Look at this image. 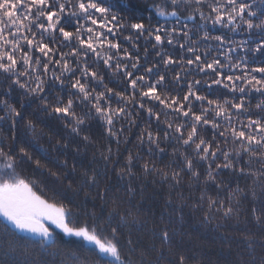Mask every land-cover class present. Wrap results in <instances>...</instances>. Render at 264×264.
<instances>
[{
  "label": "trees",
  "instance_id": "1",
  "mask_svg": "<svg viewBox=\"0 0 264 264\" xmlns=\"http://www.w3.org/2000/svg\"><path fill=\"white\" fill-rule=\"evenodd\" d=\"M61 2L66 5V12L61 21V26L65 27V30L75 32V27L78 24L90 25V22H85L82 18L77 20L76 17L70 16L76 0H71V3H68V0H61ZM248 2L253 3L254 10L258 13L264 9V0H248ZM109 3L113 5V12L126 23L143 19L146 25L163 26L167 29L173 27L179 29L187 24L188 27L184 30L189 31L191 41H198L196 46L202 61H210L215 57L220 59L222 64L228 65L218 69L224 75L243 77L245 73H248L249 76L254 75L257 79H264V74L252 71V69L264 67V51H255L258 45L264 43V31L255 28L246 30V26L242 24L235 29L232 25L227 27L219 24L213 25L210 21L200 18L199 13L195 11L197 7L195 4L182 5L179 16L173 17L167 14L172 10L170 6H167V0H109ZM208 3H215V0H207V3L200 6V10L206 16L211 13ZM154 6L163 8L166 15H158ZM189 15L194 18L187 19ZM211 15L214 16L215 13H211ZM65 20L69 22L65 23ZM201 25L203 28H200ZM198 28L199 31H197ZM33 31H36L35 27H33ZM204 31H208L211 36L225 37V43L221 45L214 40L200 39ZM129 35L132 36L131 41L125 39ZM161 35L164 34L161 33ZM55 36L56 41L53 43L51 37L45 33L44 42L48 43L50 47H55L59 52H70L73 47H76L75 40L63 42L58 31ZM37 39H39V33H37ZM108 39L120 43L121 53L127 49L132 56H139V70L134 71V76L143 74L145 67L157 65V71L165 76L164 84L157 86L158 92L166 91L170 95L182 99L187 92V83L200 80L201 83L195 85V90L198 94L205 95L209 99L231 100L235 98L238 101L243 95L245 106L249 111L243 113L240 119H246L249 115L254 119L264 117V112L255 107L257 103L264 100V95L249 90L250 86L246 87V92L243 94L239 91L231 92L223 85H212L209 89L207 85L216 78L211 70L200 72L196 65L188 66L186 64L183 67L180 64H172L165 68L162 63L164 54L171 55L177 60L181 57L185 60L192 58V53L187 52L189 42L182 35H176L172 45H169L165 39L164 44L156 48L153 47L154 39L148 37L147 33L137 37L127 27L117 32L115 36L109 35ZM181 43L185 44L184 49L179 47ZM105 50L107 51V49ZM112 52L115 54V50ZM157 52H161L162 56H157ZM205 52L208 54L205 55ZM220 52H225L227 56L231 57L232 64L239 63L240 67H232L228 64L225 56L219 54ZM35 55L40 54L34 53ZM56 58L58 59L59 56L57 55ZM68 59L75 67L76 59L73 57H68ZM87 62L90 68L104 75V82L108 87L117 91H126V94L132 93L133 90L128 87V82L122 73L114 76L103 65V61H97L92 54L87 57ZM112 63L114 66L115 61ZM121 63L128 64V70H131L132 61L122 60ZM52 71L59 74V66L50 65L49 75L45 77L49 83H51ZM177 72L181 73L179 82L173 79ZM76 75H79V69H77ZM81 79L83 82V78ZM156 79L158 76L155 73L148 77L149 83ZM10 83L5 75L0 73V94L9 92ZM225 83L228 82L225 81ZM68 84L69 80L66 78L64 92H60L58 87L53 89L49 94V100L54 103V98L59 95L66 101L68 94L74 91ZM235 84L238 87L245 86L243 80H236ZM97 90L101 91L103 88ZM3 98L21 110L24 118L17 119L14 127L10 119L0 120V147H4L5 151H8L9 148L15 151L21 145L31 146L30 151L34 158L41 159V163L45 165V167L37 169L33 163H28L22 168L18 167L17 171L25 178L40 181L44 186L42 194L46 198L50 200L62 199L69 206H73L76 222L81 225H91L93 220L99 222L108 219L115 226L119 219L113 213L115 207L113 201L115 200L119 204L118 212L127 216L126 224L124 221L120 222L118 239L124 253L133 247L126 243L127 239H131L135 247V251L132 253L134 258H138L140 252H144L145 264H175L178 254H183L187 258L188 264H264V192L260 186L252 185L251 177L242 175L233 169H221L217 179L218 181L222 180L224 186L217 188L216 184L212 183L193 184L190 187L187 173L182 174L184 182L176 186H172L170 180H162L159 173L147 175L142 173L141 164L146 160L154 161L157 168H165L170 162L175 161L171 164V168H178L180 153L192 154L191 147L184 146L174 138L163 140V131L167 129V125L164 123L165 119L171 120L174 124H188L190 123L189 118L180 116L171 109H165L158 101L144 98L148 107H153L155 112L160 113L159 122L154 116H149L146 111L140 109L138 104L133 103L127 107L132 112L135 123L120 118L114 127V130L119 134L118 137L108 136L105 125L97 119L88 120L81 126V135L76 136L71 133L70 128L64 127L66 121L62 117L58 118L43 111L38 98L33 99L31 96H27L18 87H13L10 93ZM137 99H139L138 94ZM111 102L113 106H118L115 97ZM189 102L193 104V112L196 113L201 111V103L207 106L206 101H196L194 98H190ZM74 108L77 114L88 110L85 104L78 100ZM165 112L168 114L167 117ZM234 113L235 110H233ZM5 114V111L0 109V116ZM211 115L210 113L209 118ZM28 120H31L35 125V132L26 127ZM146 127L154 133H160V146L165 149V153H160L154 145L150 146L146 137L144 143H140L138 137ZM168 131L173 136L178 135L171 129ZM198 132L207 140H211L214 134L210 126L198 127ZM84 135H88L92 142L84 141L82 139ZM184 135L186 138L187 130L184 131ZM13 137H15L14 140ZM64 144H67L68 147H63ZM108 147H111L112 155L110 160L105 162L101 158V152H106ZM149 147H152L151 153H149ZM174 148L177 149L175 156L172 154ZM227 148L234 149L235 145L229 144ZM129 153L135 157L132 168L134 175L121 177L117 175V172L125 166ZM246 159L247 157H244L239 166H244ZM216 162H222V157ZM6 163V158L0 157V171L6 170L4 168ZM196 163L194 159V164ZM73 167H75V171L72 170ZM206 167L207 163H202L198 166V171L203 174ZM213 167H215L214 164ZM251 167L258 168L259 164L254 161ZM171 168H165V170L171 171ZM85 169L89 171V174L92 170L99 173L97 184L87 189L90 192L87 198L83 193L75 195L66 187L71 181L82 182L81 173ZM50 171L58 173L60 178L57 179L56 176L50 175ZM201 181H203V175ZM237 187L243 191L232 200L236 211L230 217H224L222 212L216 211L215 207L209 213L207 199L200 201L201 192H206L208 196L223 200L227 206L230 192ZM129 188L132 190L129 191ZM253 188L256 192L255 197L252 195ZM97 192L100 193V196H97ZM237 200L240 201L238 205ZM253 208L256 210L255 213H253ZM93 211L96 213L95 217L90 215ZM109 213H113V215L109 216ZM206 213L210 215V220L204 219ZM257 216L261 217V222H257ZM5 225H7V229H5ZM165 229L170 233V240L162 243L161 232ZM53 233L51 240L55 242L54 244L50 245L49 241L40 244V237L23 235L12 229L0 217V264H23L25 259L31 261L33 258L47 260L49 264H85V258H87V264H94V256L89 251L93 248L92 245L84 243L79 238L66 236L60 231H53ZM25 245L29 250L27 257L19 254Z\"/></svg>",
  "mask_w": 264,
  "mask_h": 264
},
{
  "label": "snow or ice",
  "instance_id": "2",
  "mask_svg": "<svg viewBox=\"0 0 264 264\" xmlns=\"http://www.w3.org/2000/svg\"><path fill=\"white\" fill-rule=\"evenodd\" d=\"M68 3H71V0H68ZM205 3L207 0H167V6L172 9L167 14L178 17L182 5L195 4L197 6L195 11L199 13L200 18L210 21L213 25L219 24L224 27L232 25L235 29L242 24L246 26V30L255 28L264 31V9L258 13L254 10L253 3L248 2V0H215V3H208L211 13H215L214 16L211 13L206 16L200 10V6ZM154 7L157 9L158 15H166L163 8ZM65 12L66 5L61 0H0V73L4 74L5 78L11 82L9 92L0 94V109L6 113L4 116H0V120L10 119L14 127L17 119L24 118L21 110L3 98L10 93L13 87H18L27 96H31L33 99L38 98L43 111L58 118L62 117L66 121L64 127L70 128L72 134L80 136L81 126L90 119H97L105 125L108 136L118 137L119 134L114 130V127L120 118L135 123L132 112L127 107L130 104H138L139 108L146 111L149 116H154L157 122L160 121V113L155 112L153 107H148L144 102V98H148L151 101H158L165 109H171L180 116L190 119L188 124H174L171 120L165 119L164 123L167 125V129L163 131V140L174 138L184 146L191 147L192 154L181 152L178 168H171V164L175 161L165 166V168H171V171H166L165 168H157L154 161L146 160L141 164L144 175L159 173L162 180H170L172 186H176L184 182L182 174L187 173L190 187L193 184L207 185L212 183L220 188L224 184L222 180L218 181L217 179L219 170L233 169L242 175L251 177L252 185L260 186L264 192V117L254 119L249 115L246 119H240L243 113L249 111L245 106L244 96L242 95L238 101L235 98L231 100L209 99L205 95L198 94L195 90V85H199L200 80L187 83V92L182 99L178 96H172L166 91L158 92L157 86L164 84L165 76L157 71V65L145 67L143 74L134 76V71L139 70V56H132L127 49L121 53L120 43L108 39V36H115L117 32L127 27L137 37L147 33L148 37L154 39L153 47L156 48L163 45L165 39L169 45H172L174 37L182 35L189 42L187 52L192 53V58L185 60L181 57L177 60L171 55L164 54L162 56L161 52H157L156 55L162 56V63L165 68L172 64H180L182 67L186 64L188 66L196 65L200 72L211 70L216 78L207 85L209 89L212 85H223L231 92L239 91L243 94L246 92V87L250 86L249 90L264 95V79H257L256 76H249L248 73H245L243 77L224 75L218 69L228 65L222 64L220 59L215 57L210 61H202L196 46L198 41H191L189 31L184 30L187 29V24L183 28L167 29L163 26L146 25L143 19L126 23L113 12V5L109 3V0H76L70 16L76 17L77 20L82 18L85 22H90V25L78 24L75 27V32H72L61 26ZM193 18L192 15L187 17L189 20ZM68 22L65 20V23ZM33 27L36 31H33ZM200 28H203V25ZM57 31L63 38V42L75 40L76 47H73L70 52H59L58 49L50 47L48 43L44 42L45 33H47L51 37V41L55 43ZM37 33H39V39H37ZM161 33L164 35L162 36ZM125 39L131 41L132 36H126ZM200 39L204 41L214 40L221 45L225 43V37L211 36L208 31H204ZM179 47L184 49L185 44L181 43ZM112 50H115V54ZM255 51H264V43L258 45ZM34 53L40 55L34 56ZM89 54L94 55L97 61L102 60L103 65L114 76L122 73L128 82V87L133 90L132 93L126 94V91H117L108 87L104 82V75L88 66L87 57ZM207 54L205 52V55ZM219 54L224 55L232 67H240L239 63L232 64L231 57L227 56L225 52ZM57 55L59 56L58 59L56 58ZM68 57L76 59L75 67ZM122 60L132 61L131 70H128V64L121 63ZM113 61H115L114 66ZM50 65L60 68L59 74L55 71L51 72V83L45 79L49 75ZM77 69H79V75H76ZM252 71L264 74V67L255 68ZM153 73L158 76V79L149 83L148 77ZM22 77L24 79H21ZM66 78L69 80L68 86L74 91L68 94L66 101L57 95L53 103L48 98L50 92L57 87L60 92H64ZM81 78H83V82ZM173 79L179 82L181 73L177 72ZM236 80H243L245 86L238 87L235 84ZM101 87L103 90L98 91L97 89ZM46 88L48 89L47 92ZM137 94L139 99H137ZM113 97L116 98L118 106H113L111 102ZM190 98L201 102L206 101L207 106L201 103V111L199 113L193 112V104L189 102ZM77 100L85 104L88 110L82 114H77L74 108ZM255 107L264 112V100L257 103ZM233 110H235L234 114ZM210 113L212 114L211 118H209ZM164 114L167 117V112ZM203 126H210L213 130L214 134L211 140H207L199 134L198 127ZM26 127L35 132V125L31 120L27 121ZM168 129L178 135L173 136ZM185 130H187L186 138ZM145 137L150 146L154 145L160 153H165V149L160 146L161 136L159 132L154 133L146 127L138 137L141 144L144 143ZM14 139L15 137H13ZM82 139L92 142L88 135H84ZM229 144L235 145V148H227ZM30 147L21 145L15 151L11 148L5 151L4 147H0V157L6 158L7 161L4 165L6 170L0 171V217H3L8 224H11L19 232L40 237V244L45 241H49L50 245L55 243L51 240L54 233L48 224L54 225L64 235L79 238L84 243L92 245L93 248L89 251L94 256V264H145L144 252H140L139 257L134 258L132 253L135 251V247L131 239L126 241L128 245L133 246L127 253H124L119 245L120 222L124 221L126 224L127 216L118 212L119 204L115 200L113 201L115 206L113 213L119 217L115 226L108 219L99 222L93 220L91 225H81L76 222L77 218L73 213V206H69L62 199L50 200L46 198L42 194L44 186L40 181L21 176L17 168H22L28 163H33L37 169L45 167L41 163V159L34 158ZM63 147L67 148L68 145L64 144ZM151 152L152 147H149V153ZM176 152L177 149L174 148L173 156L176 155ZM111 155V147H108L106 152H101V158L105 162L110 160ZM221 157L222 162L217 163L216 161L220 160ZM244 157H247L244 166H239ZM134 159L135 157L129 153L125 166L119 169L117 175L121 177L134 175L132 171ZM194 159L196 164H194ZM254 161L259 164L258 168L253 169L251 167ZM202 163H207L203 174L198 171V166ZM72 170L75 171V167ZM50 175L56 176L57 179L60 178L56 172L50 171ZM202 175L203 181H201ZM81 176L82 182L71 181L66 187L75 195L78 196L83 193L84 197L87 198L90 195L87 189L97 184L99 173L92 170L89 174V171L85 169ZM131 190L129 188V191ZM242 191L239 187L232 190L227 206L223 200L208 196L206 192H201L200 201L207 199L209 213L215 207L216 211L222 212L224 217H230L236 211L232 205V200ZM252 195L253 197L256 196L254 188ZM97 196H100L99 192H97ZM236 203L238 205L240 201L237 200ZM255 211L253 208V213ZM113 213H109V216H112ZM90 215L95 217L96 213L93 211ZM128 215L130 216L131 213L129 212ZM204 219L210 220V215L206 213ZM256 219L257 222H261L260 216H257ZM5 229H7V225H5ZM161 239L162 243L170 240V233L167 229L162 230ZM5 243L7 244L8 241L6 240ZM19 254L28 256L29 250L26 245L21 248ZM23 264H49V262L44 259L33 258L31 261L25 259ZM85 264H87V258H85ZM175 264H188V260L183 254H178Z\"/></svg>",
  "mask_w": 264,
  "mask_h": 264
},
{
  "label": "rangeland",
  "instance_id": "3",
  "mask_svg": "<svg viewBox=\"0 0 264 264\" xmlns=\"http://www.w3.org/2000/svg\"><path fill=\"white\" fill-rule=\"evenodd\" d=\"M3 218V217H2ZM8 224V222H6ZM46 224H48V222H45ZM12 229H14L15 231L19 232L18 230H16L15 228H13V226L11 224H8ZM49 228L52 230V231H60L59 229L55 228L54 225H51V224H48ZM61 232V231H60ZM21 233V232H19ZM62 233V232H61ZM23 235H27V236H32V237H38V236H34L30 233H21Z\"/></svg>",
  "mask_w": 264,
  "mask_h": 264
},
{
  "label": "bare ground",
  "instance_id": "4",
  "mask_svg": "<svg viewBox=\"0 0 264 264\" xmlns=\"http://www.w3.org/2000/svg\"><path fill=\"white\" fill-rule=\"evenodd\" d=\"M4 221H6L4 218H2ZM7 222V221H6ZM53 232V231H52Z\"/></svg>",
  "mask_w": 264,
  "mask_h": 264
}]
</instances>
